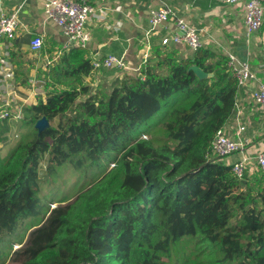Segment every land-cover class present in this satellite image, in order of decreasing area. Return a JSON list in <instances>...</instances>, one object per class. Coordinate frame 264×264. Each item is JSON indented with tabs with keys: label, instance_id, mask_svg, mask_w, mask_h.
I'll list each match as a JSON object with an SVG mask.
<instances>
[{
	"label": "trees",
	"instance_id": "1",
	"mask_svg": "<svg viewBox=\"0 0 264 264\" xmlns=\"http://www.w3.org/2000/svg\"><path fill=\"white\" fill-rule=\"evenodd\" d=\"M156 52V64L95 92L83 84L93 69L84 51L63 52L49 65L46 94L27 109L31 135L6 155L11 128L0 121V242L24 222L29 231L12 263L178 264L176 246L199 237L221 264H264V176L243 189L233 164L208 155L236 105L229 57L206 48L189 57L175 46ZM191 65L212 76L199 78ZM71 78L78 85L66 86ZM42 117L49 126L39 131ZM68 163L104 174L43 207V167L58 175Z\"/></svg>",
	"mask_w": 264,
	"mask_h": 264
},
{
	"label": "crops",
	"instance_id": "2",
	"mask_svg": "<svg viewBox=\"0 0 264 264\" xmlns=\"http://www.w3.org/2000/svg\"><path fill=\"white\" fill-rule=\"evenodd\" d=\"M46 1L0 0V14L11 13L23 4L15 39L11 43L3 41L0 44V74L4 79L0 84L8 86L7 92L10 93V97L13 89L17 97L21 92L28 94L29 98L22 94L24 96L22 99L25 102L31 101L30 105L37 102L38 96L46 94L44 84L49 65L55 63L66 50L77 47L69 44L62 28L48 16ZM91 2L107 11L106 19L97 18L88 23L91 32L88 48L78 47L84 51V56L92 64L96 59L115 54L123 56L129 67L137 68L142 65L149 41L152 44L150 65L158 61L157 50L168 51L172 46L179 49L182 57L192 56L195 51L185 44L172 42L164 45L162 42L165 36L180 32L176 25V17L184 18L200 30L204 43L202 48L210 49L214 53L222 52L228 57L233 54L242 61H249L256 72V79L238 85L235 108L223 126L225 132L233 137H237L240 125L245 126L241 133L245 145L243 150L224 158V162L232 165L245 156L249 157L246 171L249 170L250 173H245L247 176L241 183L243 189H246L248 184L253 185L262 175L261 172L260 174L252 172L255 166L258 167L256 154L264 148V109L252 99V92L264 80V25L258 31L249 33L245 24V8L225 0H91ZM164 2L173 8L174 15L167 24H159L152 33H149L151 27L149 13ZM35 36L43 38V46L39 50H32L30 46L31 39ZM2 60L7 64L4 67ZM125 71L116 68H93L90 74L84 77L83 84L95 92L100 88V83L108 81L111 85L114 80L118 82ZM87 96L88 94L81 96V100ZM13 106L14 109L21 106L24 113L23 105Z\"/></svg>",
	"mask_w": 264,
	"mask_h": 264
},
{
	"label": "built area",
	"instance_id": "3",
	"mask_svg": "<svg viewBox=\"0 0 264 264\" xmlns=\"http://www.w3.org/2000/svg\"><path fill=\"white\" fill-rule=\"evenodd\" d=\"M228 3L239 4L245 8V24L249 33L258 31L264 25V0H225ZM46 13L53 18L56 23L62 28L69 40V44L79 48H88L91 40V32L88 29V23L94 19H106L107 11L101 6L94 5L91 0H47ZM23 4H20L13 12L0 14V44L5 41L11 43L15 37L17 29L20 25V11ZM174 15L173 8L164 2L158 8L152 9L149 13V23L151 25L149 33H152L159 24H167L170 18ZM176 25L180 30L172 36H165L162 40L164 45L172 42L177 44H185L189 49L196 51L204 46L201 32L199 29L189 24L184 18L176 17ZM30 46L32 50H39L43 46V38L35 36L31 39ZM152 44L149 41L142 65L137 68H131L123 56L109 54L105 58L96 59L93 62V68L107 69H122L135 70L139 72L141 67L150 59V51ZM230 67L238 79V85H244L251 80L256 79V72L252 69L248 60L242 61L235 55L230 54ZM2 67L7 64L4 60L1 61ZM11 75V73H8ZM0 83L4 80L1 78ZM8 86L0 85V98H4V102L0 103V121H7L12 118L23 119V108L17 106L14 110L10 108L12 101L10 98H5L3 93H7ZM253 101L264 109V80L261 81L258 87L252 92ZM245 126L240 125L236 133L237 137H233L225 132L224 127L220 128L213 140L211 141L208 155L210 158L224 160L231 154H234L244 148L243 136L241 135ZM256 161L261 174L264 176V148L260 149L256 154ZM249 157L236 161L233 164V172L241 180L245 179V173Z\"/></svg>",
	"mask_w": 264,
	"mask_h": 264
},
{
	"label": "rangeland",
	"instance_id": "4",
	"mask_svg": "<svg viewBox=\"0 0 264 264\" xmlns=\"http://www.w3.org/2000/svg\"><path fill=\"white\" fill-rule=\"evenodd\" d=\"M69 51L71 50H66V52ZM123 76L124 75H122V77ZM64 83L66 86H71L73 84L78 85V82L72 78L64 80ZM116 83L117 81L114 80L110 85L107 81V83H100L99 87L101 89L111 91L112 88L117 85ZM7 90H9L8 87ZM22 94H25V92H21V94L17 97L14 89L12 91L11 97L9 92L3 93L4 97L6 96L11 99L12 106H10V108L12 110H14V104L24 106L23 119L18 120L12 118L6 122L8 123L9 128H11V131L8 144L2 146V151L5 155L8 154V152L11 151L21 139L28 138L31 135L33 129L32 123L28 121L27 118L29 116L27 109L28 107H30L31 101L25 102L22 99L24 97L22 96ZM25 95H27L28 97V94ZM32 95L34 96L35 94ZM14 98L17 99L14 100ZM33 100L35 101V99ZM1 102H4L3 97L0 98V103ZM36 129L38 130L37 127ZM114 165V163H110L108 161L106 162L104 167L108 166L107 169L109 170L112 169ZM257 168L259 169V166H255L252 172L260 174V170H258ZM57 173L58 175L50 176L47 174L45 166L42 169L41 174L43 177V182L40 196L43 207H48L49 205L50 207H54L58 204L59 200H67L73 198L77 193L87 188L91 184V182L93 181V176L104 174L99 169L93 168H87L86 170L79 172L69 163L59 167ZM248 173H250L249 170L246 171V174ZM40 216L42 217L43 215ZM27 227L28 222H24L22 226L18 229L17 233L13 234L11 239H9L8 241L0 242V264H15L10 261V254L13 250L20 247L19 241L25 239L26 235L29 234ZM174 250L175 251L172 255L171 260L172 262L176 261L178 264H221L219 261V259L221 258V254L217 250H215L209 243L201 242L199 240V237L184 238ZM184 260L186 262H184Z\"/></svg>",
	"mask_w": 264,
	"mask_h": 264
},
{
	"label": "water",
	"instance_id": "5",
	"mask_svg": "<svg viewBox=\"0 0 264 264\" xmlns=\"http://www.w3.org/2000/svg\"><path fill=\"white\" fill-rule=\"evenodd\" d=\"M190 69L193 70L197 76L199 78H206V77H210L212 76V73H208L206 72L204 69H202L200 66L198 65H191ZM49 126V121L46 117H42L40 118L37 123H36V127L38 128L39 131H42L43 129H45L46 127ZM245 180V179H241V182Z\"/></svg>",
	"mask_w": 264,
	"mask_h": 264
}]
</instances>
